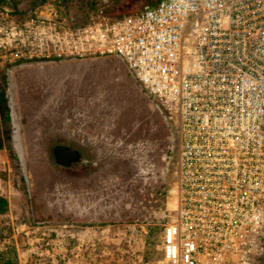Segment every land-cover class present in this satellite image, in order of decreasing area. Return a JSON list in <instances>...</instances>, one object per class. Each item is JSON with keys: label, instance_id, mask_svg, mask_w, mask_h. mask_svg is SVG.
Segmentation results:
<instances>
[{"label": "rangeland", "instance_id": "obj_1", "mask_svg": "<svg viewBox=\"0 0 264 264\" xmlns=\"http://www.w3.org/2000/svg\"><path fill=\"white\" fill-rule=\"evenodd\" d=\"M158 1L0 0L10 110L7 123L0 102V252L17 264H164L175 131L119 59L67 51L68 31ZM61 143L82 151L81 166L55 163L52 147Z\"/></svg>", "mask_w": 264, "mask_h": 264}, {"label": "built area", "instance_id": "obj_2", "mask_svg": "<svg viewBox=\"0 0 264 264\" xmlns=\"http://www.w3.org/2000/svg\"><path fill=\"white\" fill-rule=\"evenodd\" d=\"M67 34L71 54L119 59L175 131L164 264L264 256V0H159Z\"/></svg>", "mask_w": 264, "mask_h": 264}, {"label": "trees", "instance_id": "obj_3", "mask_svg": "<svg viewBox=\"0 0 264 264\" xmlns=\"http://www.w3.org/2000/svg\"><path fill=\"white\" fill-rule=\"evenodd\" d=\"M5 90H6V78L3 76L0 81V102L5 104L4 114L2 115V119L7 123L10 121V110L6 106L5 99ZM13 160H15L14 156L10 155ZM7 211V201L3 196H0V214H3ZM156 261V260H155ZM0 264H17V258L14 253L10 252H0Z\"/></svg>", "mask_w": 264, "mask_h": 264}, {"label": "water", "instance_id": "obj_4", "mask_svg": "<svg viewBox=\"0 0 264 264\" xmlns=\"http://www.w3.org/2000/svg\"><path fill=\"white\" fill-rule=\"evenodd\" d=\"M52 154L55 163L60 166H69L73 162H83L81 152L77 148H71L67 145L57 144L52 147Z\"/></svg>", "mask_w": 264, "mask_h": 264}, {"label": "bare ground", "instance_id": "obj_5", "mask_svg": "<svg viewBox=\"0 0 264 264\" xmlns=\"http://www.w3.org/2000/svg\"><path fill=\"white\" fill-rule=\"evenodd\" d=\"M10 106L12 107L13 106V102H10ZM18 129H19V126L16 125L15 126V134H14V148L20 158L21 161H24V153H23V150H22V146H21V142H20V139H19V136H18Z\"/></svg>", "mask_w": 264, "mask_h": 264}, {"label": "flooded vegetation", "instance_id": "obj_6", "mask_svg": "<svg viewBox=\"0 0 264 264\" xmlns=\"http://www.w3.org/2000/svg\"><path fill=\"white\" fill-rule=\"evenodd\" d=\"M61 144L65 145L64 143H61ZM67 146H69V147H71V148H74V147L71 146V145H67ZM79 151H80V150H79ZM80 152H81V154H82V157H84L82 151H80ZM52 156H53V154H52ZM53 158H54V157H53ZM54 161H55V160H54ZM83 162H84V161H83ZM83 162H73V163H72L71 165H69V166H60V165H58V166H60V167H64V168H66V169H71V170H73V169H75L77 166H81Z\"/></svg>", "mask_w": 264, "mask_h": 264}]
</instances>
